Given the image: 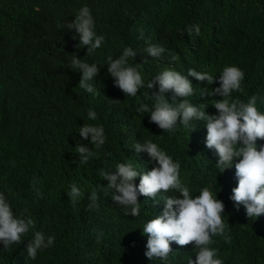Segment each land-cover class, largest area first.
<instances>
[{"label":"trees","instance_id":"obj_1","mask_svg":"<svg viewBox=\"0 0 264 264\" xmlns=\"http://www.w3.org/2000/svg\"><path fill=\"white\" fill-rule=\"evenodd\" d=\"M84 6L91 10L94 31L105 38L92 55L86 54V47L77 49L75 30L64 28ZM191 25L199 26V35L186 31ZM141 33L143 39L138 38ZM149 43L162 46L165 53L136 65ZM127 46L139 52L129 64L138 67L145 82L169 68L182 75L194 69L218 76L225 66H237L245 73L243 92L232 97L247 102L256 95V107L264 113V0H0V193L15 216L31 217L36 224L20 245L3 248L0 243V264H187L191 256L194 260L198 250L192 244L181 247L175 242L166 261L144 255L143 226L162 212L163 202L154 204L139 196L140 214L132 217L103 192L108 182L102 170L112 172L118 163H131L140 172L155 166L146 152L136 153L131 147L147 140L180 164L179 178L192 197L208 187L223 202L225 234L212 236L209 245L218 250L223 264H264V214L249 218L245 208L235 207L230 199L238 161L217 171L218 156L205 146L203 121L186 127L178 120L173 131H162L148 114L138 111L141 101L154 104L152 92L158 85H145L134 97L114 86L106 58L115 59ZM73 53L100 67L89 83L101 95L78 86L82 73L68 68ZM189 80L195 92L185 99L202 108L211 98L200 97L203 82ZM218 86L217 82L210 87ZM172 95L165 93L169 102ZM89 110L97 113L95 120L88 119ZM205 112L216 114L210 104ZM83 124L103 126L105 143L97 147L90 136L81 138ZM77 142L94 153L84 164L79 163ZM256 143L259 148L264 140ZM134 183L138 185L139 176ZM72 184L84 194L76 204L67 195ZM93 191L99 199L89 210ZM175 195L179 196L161 192L157 200ZM35 231L55 241L30 259L27 244Z\"/></svg>","mask_w":264,"mask_h":264},{"label":"clouds","instance_id":"obj_2","mask_svg":"<svg viewBox=\"0 0 264 264\" xmlns=\"http://www.w3.org/2000/svg\"><path fill=\"white\" fill-rule=\"evenodd\" d=\"M94 27V18L87 6L80 8L74 19L64 25L66 30H75L73 39H79L76 47H86L87 55H92L104 43V36L97 35ZM186 31L189 34H200L198 25H191ZM138 38L143 39V33ZM165 51L162 46L149 43L144 49L146 56L142 62L135 64L147 63L148 57L160 59ZM138 53L127 46L115 59L112 56L106 58L107 72L114 78V86L118 87L124 96L134 97L141 87L146 85L148 89H153L158 85V90L152 92L154 104L150 107L141 101L138 111L148 114L150 122L162 131H173L178 120L179 125L186 127L193 125V121H203L206 127L205 146L214 150L218 156L215 166L217 171L223 172L232 167L234 161H238L234 163L237 184L231 190L230 196L234 206L239 208L242 205L249 218L264 214V144L258 148L256 143L257 140H264V113L256 107L258 96L252 95L244 102L231 95L234 92H243L245 73L237 66H225L218 76L194 69H189L187 75H182L169 68L145 82L138 67L129 64V60L134 61ZM71 56L68 68L78 69V72L82 73L78 86L88 93L101 95L99 88L89 83L94 80L100 67L94 63L82 62L75 53ZM189 77L203 82L200 97L211 98L208 104L216 110V114H206L205 108L208 104L198 108L185 99L195 92ZM217 82L218 87H210ZM169 91L173 94L171 102L165 97V93ZM145 94L147 98L148 94ZM217 97L219 99H216ZM176 101L179 103H175ZM87 116L89 120H95L97 113L89 110ZM194 127L195 125L191 130ZM78 133L83 139L90 136L91 144L97 147L105 143L103 126L83 124ZM131 147L136 153L146 152L150 160L155 162V166L150 171L140 172L131 163H118L112 172L102 170L103 180L108 182L106 187H103V192L106 196L110 195L111 200L124 209L126 216H139V196L150 198L154 204L163 202L162 212L147 220L143 226V235L147 236V251L144 255L151 261H166L172 252L171 243L175 242L181 247L192 244L194 249L198 250L194 254L195 259L189 257L187 264H223V260L218 258V250L209 247L213 243L212 236L225 234L227 226L222 218L225 210L223 202L216 198V194L214 197L208 187L202 188L199 195L192 197L189 188L182 184L179 178L180 164L174 162L152 141L137 142ZM75 148L80 164L88 162L94 156L92 149L79 142ZM138 176L137 185L134 181ZM169 191H175L179 196H165L162 201L157 200L161 192ZM67 195L71 202L76 204L84 194L72 184ZM98 199V193L93 191L88 197L87 208H95ZM35 226L31 217L15 216L5 195L0 193V243L3 248L13 244L20 245L24 241L22 237ZM54 241V236L46 237L43 232L35 231L31 240H28V258L35 259L38 250L51 247Z\"/></svg>","mask_w":264,"mask_h":264}]
</instances>
